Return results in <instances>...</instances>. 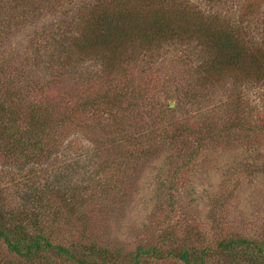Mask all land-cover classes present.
<instances>
[{"label":"rangeland","instance_id":"obj_1","mask_svg":"<svg viewBox=\"0 0 264 264\" xmlns=\"http://www.w3.org/2000/svg\"><path fill=\"white\" fill-rule=\"evenodd\" d=\"M196 4L264 53V0H0V212L11 225L62 244L87 237L120 264L139 244L160 246L150 264H182L168 252L189 243L220 264L221 240L264 243V74L203 79L201 38L174 17L172 30L138 33L153 12ZM104 10L135 30L86 41ZM235 117L239 136L219 139ZM16 259L0 242V264Z\"/></svg>","mask_w":264,"mask_h":264},{"label":"trees","instance_id":"obj_2","mask_svg":"<svg viewBox=\"0 0 264 264\" xmlns=\"http://www.w3.org/2000/svg\"><path fill=\"white\" fill-rule=\"evenodd\" d=\"M215 1V0H213ZM220 1V0H216ZM210 2V0H206ZM255 2L250 1L248 7L252 9ZM206 7H198L197 4L190 12H181L176 17L173 11L153 12L150 16V27L146 23L141 25L139 35L148 36L150 34L163 33L172 30V19L178 22L180 29L187 30L193 35L198 33L201 44L205 49L206 60L202 62V72L200 76L208 80L214 74L226 72L244 74L260 78L264 74V53L255 47L257 41L241 38L240 30L233 26L231 22H226L214 14L209 15L205 12ZM254 11V10H253ZM264 13V11H261ZM173 15V16H172ZM263 16V15H262ZM94 22V31L89 30L87 40L96 43H114L117 31L131 25L133 30L136 28L135 22L121 14H115L108 10L100 12ZM152 29V30H151ZM95 34V35H94ZM262 31H260V35ZM259 40V39H258ZM251 46V47H250ZM260 52H258V51ZM246 63L244 64V59ZM112 70V68H110ZM111 74H113L111 72ZM113 78V76H109ZM114 79V78H113ZM235 122L228 120L218 131V138L228 137L236 134L235 129L240 127L239 118L235 117ZM21 131L18 128L14 132V137L18 138ZM239 136L238 134H236ZM36 136V135H35ZM19 139H17L18 142ZM41 138L36 137L34 144L40 149H44ZM35 223V222H31ZM0 242L4 245L8 254L17 256V259L9 264H120L115 260L114 255L109 256L106 246L101 245L95 240L87 237L79 238L73 244H62L54 242L51 237L41 231L33 232L26 224L11 225L8 218L0 212ZM218 254L225 258L220 261L226 264L235 260H242L246 264H264V243L250 237L237 235L218 242L215 248ZM168 253H172L182 264H205L206 259L211 255L210 250H198L189 244L180 249L173 248ZM145 254L153 257H160L161 249L157 244L148 246L139 244L128 264H150L151 261L145 258ZM213 255V254H212ZM220 255V256H221Z\"/></svg>","mask_w":264,"mask_h":264},{"label":"water","instance_id":"obj_3","mask_svg":"<svg viewBox=\"0 0 264 264\" xmlns=\"http://www.w3.org/2000/svg\"><path fill=\"white\" fill-rule=\"evenodd\" d=\"M173 104H172V102H170V106H172Z\"/></svg>","mask_w":264,"mask_h":264}]
</instances>
